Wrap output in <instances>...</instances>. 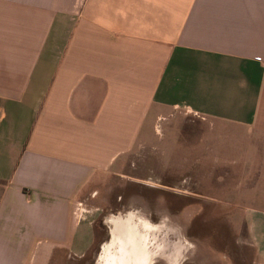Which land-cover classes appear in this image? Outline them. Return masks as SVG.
Here are the masks:
<instances>
[{
    "label": "crops",
    "instance_id": "obj_1",
    "mask_svg": "<svg viewBox=\"0 0 264 264\" xmlns=\"http://www.w3.org/2000/svg\"><path fill=\"white\" fill-rule=\"evenodd\" d=\"M176 112L245 131L261 176L264 0H0V264L83 256L86 202L132 154L154 166ZM247 226L264 264V211Z\"/></svg>",
    "mask_w": 264,
    "mask_h": 264
},
{
    "label": "rangeland",
    "instance_id": "obj_2",
    "mask_svg": "<svg viewBox=\"0 0 264 264\" xmlns=\"http://www.w3.org/2000/svg\"><path fill=\"white\" fill-rule=\"evenodd\" d=\"M210 126L179 112L156 120L148 140L159 153L154 166L144 155L129 156L126 176L108 179L86 202L97 207L90 248L81 257L55 253L50 264H95L109 238L104 218L129 206L150 213L153 221L168 215L179 226L195 245L185 264H261L247 225L256 211H264V170L258 177L259 161L234 152L254 141L243 138L245 131Z\"/></svg>",
    "mask_w": 264,
    "mask_h": 264
},
{
    "label": "clouds",
    "instance_id": "obj_3",
    "mask_svg": "<svg viewBox=\"0 0 264 264\" xmlns=\"http://www.w3.org/2000/svg\"><path fill=\"white\" fill-rule=\"evenodd\" d=\"M84 218L78 216L77 223ZM103 223L109 239L100 245L95 264H185L195 249L168 215L153 221L150 213L129 206L110 213Z\"/></svg>",
    "mask_w": 264,
    "mask_h": 264
},
{
    "label": "built area",
    "instance_id": "obj_4",
    "mask_svg": "<svg viewBox=\"0 0 264 264\" xmlns=\"http://www.w3.org/2000/svg\"><path fill=\"white\" fill-rule=\"evenodd\" d=\"M257 60H259V58H256Z\"/></svg>",
    "mask_w": 264,
    "mask_h": 264
},
{
    "label": "bare ground",
    "instance_id": "obj_5",
    "mask_svg": "<svg viewBox=\"0 0 264 264\" xmlns=\"http://www.w3.org/2000/svg\"><path fill=\"white\" fill-rule=\"evenodd\" d=\"M109 235V234H108ZM109 239V238H108Z\"/></svg>",
    "mask_w": 264,
    "mask_h": 264
}]
</instances>
